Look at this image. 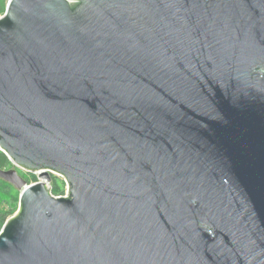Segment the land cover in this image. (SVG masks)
Returning a JSON list of instances; mask_svg holds the SVG:
<instances>
[{
	"label": "water",
	"instance_id": "obj_1",
	"mask_svg": "<svg viewBox=\"0 0 264 264\" xmlns=\"http://www.w3.org/2000/svg\"><path fill=\"white\" fill-rule=\"evenodd\" d=\"M0 150V264H264V0H8Z\"/></svg>",
	"mask_w": 264,
	"mask_h": 264
},
{
	"label": "trees",
	"instance_id": "obj_2",
	"mask_svg": "<svg viewBox=\"0 0 264 264\" xmlns=\"http://www.w3.org/2000/svg\"><path fill=\"white\" fill-rule=\"evenodd\" d=\"M10 167H13V164L0 150V168L7 169ZM27 180L28 182H37L38 177L36 174L31 173L28 175ZM51 187L54 196H64L66 194V183L58 176H52ZM19 200L20 191L5 183L3 180H0V232L8 218L13 216L18 210Z\"/></svg>",
	"mask_w": 264,
	"mask_h": 264
},
{
	"label": "rangeland",
	"instance_id": "obj_3",
	"mask_svg": "<svg viewBox=\"0 0 264 264\" xmlns=\"http://www.w3.org/2000/svg\"><path fill=\"white\" fill-rule=\"evenodd\" d=\"M7 4H8V0H3V1L0 0V17L5 13L6 8H7ZM38 181H39V179H38ZM29 183H35V182L30 181Z\"/></svg>",
	"mask_w": 264,
	"mask_h": 264
},
{
	"label": "flooded vegetation",
	"instance_id": "obj_4",
	"mask_svg": "<svg viewBox=\"0 0 264 264\" xmlns=\"http://www.w3.org/2000/svg\"><path fill=\"white\" fill-rule=\"evenodd\" d=\"M11 168H13V167H10V168H7L6 170H9V169H11ZM19 171V173H20V175L26 180V181H28L27 180V177H28V175L30 174V173H26V172H24V171H22V170H18Z\"/></svg>",
	"mask_w": 264,
	"mask_h": 264
},
{
	"label": "built area",
	"instance_id": "obj_5",
	"mask_svg": "<svg viewBox=\"0 0 264 264\" xmlns=\"http://www.w3.org/2000/svg\"><path fill=\"white\" fill-rule=\"evenodd\" d=\"M66 192H67V186H66ZM65 195H66V194H65ZM65 195H64V196H65Z\"/></svg>",
	"mask_w": 264,
	"mask_h": 264
}]
</instances>
